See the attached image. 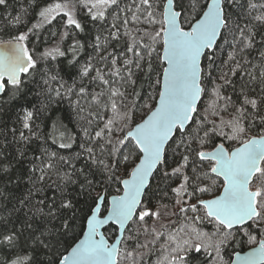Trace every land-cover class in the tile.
I'll return each instance as SVG.
<instances>
[{
	"label": "snow or ice",
	"instance_id": "snow-or-ice-1",
	"mask_svg": "<svg viewBox=\"0 0 264 264\" xmlns=\"http://www.w3.org/2000/svg\"><path fill=\"white\" fill-rule=\"evenodd\" d=\"M122 3L0 0V264H264V0Z\"/></svg>",
	"mask_w": 264,
	"mask_h": 264
},
{
	"label": "trees",
	"instance_id": "trees-1",
	"mask_svg": "<svg viewBox=\"0 0 264 264\" xmlns=\"http://www.w3.org/2000/svg\"><path fill=\"white\" fill-rule=\"evenodd\" d=\"M137 3H139V0H136ZM41 6H43L44 4V0H40ZM10 4H12V8L9 9V11H11L13 13V15H16L20 9H21V5H25L27 6V0H10ZM125 5L131 6L132 5V0H123V3L121 5V7H125ZM136 11L135 7H132V11L131 12H125L122 13L121 16L124 17L126 16L129 19V24L127 25V29L132 31L133 34L135 35V29L137 28H146L148 27L145 24L142 23H134L132 22V14ZM0 12H3L2 9H0ZM27 19H32L31 15L27 18ZM141 19H143V17H141ZM34 22V21H33ZM124 29L122 28V31ZM115 43V42H114ZM123 45V40L121 41V43L119 45H116L117 51H119L122 48ZM109 51H112L111 48H109ZM91 53V49H88V52L85 53V55ZM221 59H227V54H221ZM227 69H225L226 71ZM150 77V79H149ZM149 77H144L141 76V79L139 80L137 86H136V90L140 93V98L137 99L136 103L140 106L139 110H137V112L135 113V120L136 122H139L141 120L142 117L145 116V112L147 111V109L143 108L144 103L147 101L149 103H152L151 101H148V93L152 91V89L150 88V81H154L155 80V75L154 74H149ZM129 93H131L132 89L129 88ZM226 94L232 95V90L231 88H228L226 90ZM60 107L62 108H67V104L61 105ZM63 113L62 112H57L55 114V116H62ZM101 117L106 116L107 114L103 111H101L100 113ZM55 118V117H54ZM65 123H67V121H65ZM103 119L99 120V127H103ZM69 129L72 130V125H69ZM98 130V129H97ZM255 134V131L252 133H249V135H253ZM49 143L51 144V141H49ZM52 150H56V145H51ZM74 150H78L76 149V146L74 145ZM61 153H68L71 152L73 150H59ZM203 195L205 198H208L206 194H201ZM204 230L205 231H209L211 232L212 226L210 224H205L204 225ZM260 237L258 236V239ZM141 241L143 242V237H141ZM239 241L236 245H234L233 247L235 248L236 251H243L249 247H252L254 245H251L247 242V238L246 237H240ZM233 247H230L227 249L228 252H232L233 251ZM156 255H151L150 257H145V260L150 261V264H155V260H156Z\"/></svg>",
	"mask_w": 264,
	"mask_h": 264
},
{
	"label": "water",
	"instance_id": "water-1",
	"mask_svg": "<svg viewBox=\"0 0 264 264\" xmlns=\"http://www.w3.org/2000/svg\"><path fill=\"white\" fill-rule=\"evenodd\" d=\"M255 246V245H254ZM254 246H252V247H254ZM252 247H249V248H247V249H245V250H243V251H248V250H250ZM234 258V257H233Z\"/></svg>",
	"mask_w": 264,
	"mask_h": 264
}]
</instances>
